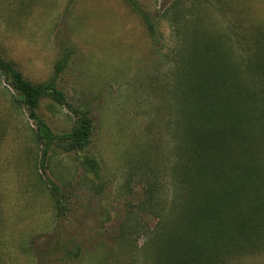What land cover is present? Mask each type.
I'll return each mask as SVG.
<instances>
[{"label": "rangeland", "instance_id": "obj_1", "mask_svg": "<svg viewBox=\"0 0 264 264\" xmlns=\"http://www.w3.org/2000/svg\"><path fill=\"white\" fill-rule=\"evenodd\" d=\"M0 52L64 94L38 108L54 133L91 117L85 153L99 165L86 170L67 140L44 157L36 122L0 73V264H162L169 235L153 238L163 206L184 192L172 178L189 142L195 70L221 65V84L246 100L239 110L264 123L262 76L260 90L245 74L264 53V0H0ZM253 130L238 160L262 172L264 130ZM153 183L161 201L150 198ZM243 199L254 209L242 213L248 235L212 264H264L262 181ZM181 210L169 226L181 228Z\"/></svg>", "mask_w": 264, "mask_h": 264}, {"label": "trees", "instance_id": "obj_2", "mask_svg": "<svg viewBox=\"0 0 264 264\" xmlns=\"http://www.w3.org/2000/svg\"><path fill=\"white\" fill-rule=\"evenodd\" d=\"M149 25L151 29L155 26L151 21ZM246 61L245 74L261 90L264 87V53L258 52ZM63 64L61 62L59 66ZM217 66L209 65L207 69L194 71L199 82L196 90L193 88L196 96L190 105L192 111L186 116L188 126L182 138V141L189 142L185 149L182 148L177 172L172 178V182L183 186L184 192L182 195L174 192L167 203L168 211L163 206L160 216L164 222L158 223V232L153 238L154 241L161 239L164 232L169 235L162 264H212L213 257L227 252L234 238L248 235L251 216L244 217L242 213L245 209L253 213L254 209L243 198L259 189L261 181L264 186V165L259 172L250 161L248 164L238 160V156L247 151L241 149L246 148L248 141L256 139L252 137L255 126H262L263 131L264 123L239 110L246 100L239 88L236 87L237 96L231 89V83L221 84V65ZM0 73L12 84L18 102L25 106L29 117L36 122V138L43 142L44 157L54 141L67 140L79 154L86 170L97 173L98 162L85 153L93 134L91 117L81 113L71 132L56 134L38 114L40 101L45 95L58 102L65 101L54 81L33 84L13 62L4 59L1 52ZM254 76H262V87ZM260 138L264 141V131ZM149 192L152 200L161 201L156 184H152ZM179 199L183 203L178 205ZM178 207L182 208L181 214L184 215L180 229L167 224Z\"/></svg>", "mask_w": 264, "mask_h": 264}]
</instances>
